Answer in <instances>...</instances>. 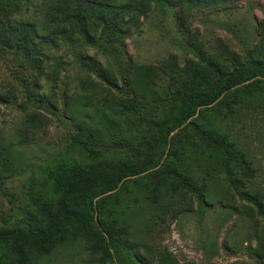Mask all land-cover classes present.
I'll return each instance as SVG.
<instances>
[{"label":"rangeland","instance_id":"1","mask_svg":"<svg viewBox=\"0 0 264 264\" xmlns=\"http://www.w3.org/2000/svg\"><path fill=\"white\" fill-rule=\"evenodd\" d=\"M101 1L123 8L0 0L6 43L29 25L40 33L36 43H48L31 52L39 70L0 46V227L45 219L30 193L57 199L44 180L59 161L112 167L143 159L155 145L153 123L191 86L194 69L227 72L264 55V0H164L159 8L152 0ZM107 23L114 27L102 31ZM262 91L256 80L197 110L170 135L157 169L96 202L90 235L64 231L36 264H163L165 256L176 264H264ZM116 103L128 111L112 113ZM210 130L228 135L233 158ZM248 192L258 205L239 196Z\"/></svg>","mask_w":264,"mask_h":264},{"label":"trees","instance_id":"2","mask_svg":"<svg viewBox=\"0 0 264 264\" xmlns=\"http://www.w3.org/2000/svg\"><path fill=\"white\" fill-rule=\"evenodd\" d=\"M144 1L146 0H143V4ZM207 1L209 0L186 2L194 6L205 4ZM216 1L220 0H213L212 4ZM152 2L158 8L160 5H165L164 0H152ZM78 5L86 11L98 10V7L103 6L105 10L113 14H119L123 8L110 3L104 5L101 0H78ZM112 27H114L113 23H107L102 31L111 30ZM79 33L86 38L83 30L79 29ZM39 34L34 25H29L26 34L18 38L13 45L6 43L0 36V46L11 49L16 56L22 55L23 60L31 68L39 70L41 60L38 56L31 57V52L41 53L43 49L41 46L48 44L35 42L36 39L41 40ZM192 72L194 78L192 75L191 86L177 90L169 100L166 117L153 123L155 145L151 151L145 152L143 159L137 158L133 163H118L112 167L106 162L68 164L65 161H59L55 167L50 168L44 181L51 184L50 191L57 195V199L43 198L41 194L31 191V198L36 202L37 212L43 214L45 219L36 216L35 225L32 226L0 227V264H36V258L46 254V247L57 241L64 231H69L73 238L78 240L90 235V227L97 220L96 202L116 192L124 181L157 169L167 155L170 135L188 124L197 110L211 107L224 99L232 90L256 80H264V55L260 59L248 58L238 67L227 72L221 71L214 65H208L205 69H194ZM262 97L264 98V91H262ZM114 105L115 108L110 111L117 115L129 109L125 103ZM260 106L263 107L264 104ZM228 109V115L232 117L236 113L235 108ZM104 130L107 131V128L104 127ZM210 132L215 147L226 149V152H229L228 157L233 158L234 146L227 140L228 135L212 130ZM88 135L92 136V133ZM17 136L21 141L24 140L20 134L17 133ZM81 149L86 150L83 147ZM239 196L255 205L259 204L257 193H239ZM40 199L42 204L38 205ZM100 223L105 226L102 220ZM163 264H176V262L169 256H165Z\"/></svg>","mask_w":264,"mask_h":264}]
</instances>
